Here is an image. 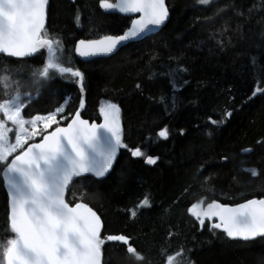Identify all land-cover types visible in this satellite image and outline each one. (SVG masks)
<instances>
[{
    "label": "trees",
    "instance_id": "obj_1",
    "mask_svg": "<svg viewBox=\"0 0 264 264\" xmlns=\"http://www.w3.org/2000/svg\"><path fill=\"white\" fill-rule=\"evenodd\" d=\"M167 5L171 18L159 34L131 43L110 58L82 62L74 51H66L72 66L85 74L82 117L100 122L103 102L117 104L125 143L158 157L149 165L144 157L121 149L108 177L76 184L68 200L87 203L98 213L104 224L102 237L129 236L145 255L144 264H166L161 250L174 254L181 246L185 264H264V239L245 242L219 230L213 234L208 230L211 222L201 230L187 211L200 200L203 206L212 200L234 206L264 198V95L248 99L257 82L264 86V0H213L209 6L198 5L197 0H167ZM128 27L129 19L106 14L99 0H51L47 28L65 37L66 50L80 39L119 35ZM170 56L180 57V66L190 70L183 74L190 83L176 93L175 110L170 107L171 85L160 75L165 70L161 65L177 66ZM252 56L257 58L255 68ZM25 60L28 66L41 67L45 58ZM5 64L12 70L20 67L16 58L0 57V68ZM34 80L27 66L22 74L11 73L10 93L17 87L15 81L25 100V93L35 98L39 91V98L24 109L25 118L47 114L68 98L69 110L78 107L77 83L59 76L39 85ZM7 98L0 84V101ZM225 111L231 117L213 126L210 118L220 120ZM165 127L166 140L158 136ZM247 148L252 151L244 152ZM251 168L260 175L253 178L244 171ZM146 194L152 206L132 218L127 210ZM6 211L7 193L0 179V243L8 238ZM102 252L104 264H139L119 242L106 241Z\"/></svg>",
    "mask_w": 264,
    "mask_h": 264
},
{
    "label": "snow or ice",
    "instance_id": "obj_2",
    "mask_svg": "<svg viewBox=\"0 0 264 264\" xmlns=\"http://www.w3.org/2000/svg\"><path fill=\"white\" fill-rule=\"evenodd\" d=\"M212 2L197 0L201 6H209ZM48 5L49 0H0V57L17 58L20 62V67L15 70L9 69L7 64L0 68V84L8 97L0 101V179L7 191L4 232L8 237L0 243V264H102L106 241L126 246V253L139 264H144L145 255L130 243L129 236L109 234L102 237V220L97 212L87 203L66 198L76 184L84 186V181L104 178L114 170L121 149L127 150L132 157H144L149 165L156 164L158 159L146 156L138 146L132 148L125 143L121 109L117 104L109 102L99 109L103 123H90L82 118L85 74L72 66L66 51H74L82 58L111 57L128 42L150 38L154 29L169 19V7L166 0H116L115 3L99 0L101 9L121 14L138 13L139 16L131 20V26L122 34L80 39L73 49L66 50L65 37L46 27ZM236 14L244 15L242 11ZM75 20L79 26V12ZM38 57L45 58L41 67L26 65L25 58ZM173 59L177 66L161 65L165 70L160 75L168 78L172 91L170 107L175 110L176 93L190 83L183 74L190 70L180 66V57H169V60ZM250 63L255 68L257 58L250 57ZM26 66L35 78L34 84L53 81L57 76L77 83L81 93L78 107L69 110V98L47 114L25 118L24 109L39 98V91L35 98L25 93V100L18 87L19 81L14 82L17 85L14 92L10 93L8 89L11 73L22 74ZM136 87L141 86L137 84ZM258 94L264 95V86L259 82L248 99ZM231 115L225 111L220 120L210 118V122L218 127ZM180 134L183 135V130ZM208 135L211 136L212 132L209 131ZM158 136L168 139L169 130L165 127ZM243 151L250 153L252 149ZM222 159L227 161L228 157ZM244 171L253 178L260 175L255 168ZM203 205L204 201L200 200L187 209L201 230L208 227L206 220L215 218L218 222L208 227L213 234L222 230L233 240L264 239V198L246 199L234 206L216 200L206 207ZM151 206L146 194L135 208L127 211L136 218L138 210ZM191 251L187 249L188 253ZM161 255H166V264H185L187 259L183 246L174 254H166L162 249Z\"/></svg>",
    "mask_w": 264,
    "mask_h": 264
},
{
    "label": "water",
    "instance_id": "obj_3",
    "mask_svg": "<svg viewBox=\"0 0 264 264\" xmlns=\"http://www.w3.org/2000/svg\"><path fill=\"white\" fill-rule=\"evenodd\" d=\"M71 3H76V2H78V1H82V0H69ZM166 4H167V0H166ZM50 6H51V0H49V5H48V9H47V23H46V27H47V25H48V21H49V11H50ZM168 6V5H167ZM104 12H106V13H112V14H118V15H121V16H124V17H127V18H138V16H139V14L138 13H133V14H121V13H119L118 11H113V10H108V11H106V10H104V9H102ZM169 13H170V11H169ZM170 18H171V14H170V16H169V19L165 22V24L164 25H161L158 29H154V32H153V34H151L150 35V37L151 36H154V35H157V34H159L163 29H164V27L168 24V22L170 21ZM143 40H145V39H143ZM143 40H134V41H131V42H128V43H126L124 46H122V47H120L119 48V50H118V52L120 51V50H122L123 48H125V47H127L128 45H130L131 43H138V42H141V41H143ZM117 52V53H118ZM116 53V54H117ZM115 54V55H116ZM75 56L77 57V59L78 60H80V61H82V62H91V61H94V60H97V59H106V58H110V57H104V56H96V57H88V58H82V57H80L78 54H76L75 53ZM112 56H114V55H112ZM111 56V57H112ZM17 59V58H16ZM25 59H31V58H25ZM83 118V117H82ZM84 119V118H83ZM90 122V121H89ZM91 123V122H90ZM95 123H103V117H102V119H101V121L100 122H95ZM121 124H122V121H121ZM122 127H123V124H122ZM120 153H121V150L119 151V153H118V155H117V161H118V158H119V156H120ZM117 163V162H116ZM116 163L114 164V167H115V165H116ZM113 171V170H112ZM111 171V172H112ZM111 172L109 173V174H106V177H108L110 174H111ZM86 175H88L89 177H91V174H86ZM106 177H104V178H97V179H100V180H102V179H105ZM5 188V187H4ZM5 191H6V188H5ZM6 193H7V191H6ZM69 193L70 192H68L67 193V195H66V198L68 199V196H69ZM207 206V205H206ZM206 206H204V207H206ZM231 206V205H230ZM90 207V206H89ZM95 211V210H94ZM98 214V213H97ZM191 215V214H190ZM192 217V216H191ZM192 218H194V217H192ZM195 219V218H194ZM102 220V219H101ZM206 222H211V223H214V222H218L215 218H213V220L212 221H208V220H206ZM103 226H104V224H103V221H102V230H103ZM101 230V231H102ZM219 231H221V232H223L222 230H219ZM113 243H115V242H113ZM102 264H104V255L102 256Z\"/></svg>",
    "mask_w": 264,
    "mask_h": 264
},
{
    "label": "flooded vegetation",
    "instance_id": "obj_4",
    "mask_svg": "<svg viewBox=\"0 0 264 264\" xmlns=\"http://www.w3.org/2000/svg\"><path fill=\"white\" fill-rule=\"evenodd\" d=\"M111 2L115 3V2H116V0H111ZM103 12H104V11H103ZM105 13H106V12H105ZM106 14H111V15H118V14H112V13H106ZM118 16H121V15H118ZM121 17H124V16H121ZM124 18H127V17H124ZM127 19H129L130 26H131V20H132V19H135V18H127Z\"/></svg>",
    "mask_w": 264,
    "mask_h": 264
},
{
    "label": "rangeland",
    "instance_id": "obj_5",
    "mask_svg": "<svg viewBox=\"0 0 264 264\" xmlns=\"http://www.w3.org/2000/svg\"><path fill=\"white\" fill-rule=\"evenodd\" d=\"M67 55V54H66ZM69 99V98H68ZM67 99V100H68ZM107 103H109V102H107V101H105V102H103V104H102V106H104L105 104H107ZM23 114V113H22ZM0 115H2V114H0ZM9 126H11V125H9ZM41 127H42V125H41ZM11 135V134H10ZM39 139V137H37V140Z\"/></svg>",
    "mask_w": 264,
    "mask_h": 264
}]
</instances>
